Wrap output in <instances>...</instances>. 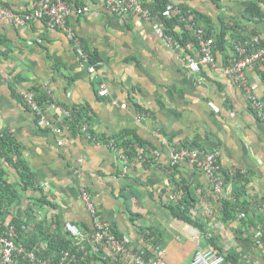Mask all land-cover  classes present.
I'll use <instances>...</instances> for the list:
<instances>
[{"label": "crops", "instance_id": "crops-1", "mask_svg": "<svg viewBox=\"0 0 264 264\" xmlns=\"http://www.w3.org/2000/svg\"><path fill=\"white\" fill-rule=\"evenodd\" d=\"M34 1L2 0L16 13L29 11ZM67 1L73 8L90 9L83 16L73 14L68 25L86 51L105 62L102 76L90 72L65 31L51 29L44 21L26 28L0 21V136L14 137L40 187L21 192L5 226L19 218L30 230L40 222L52 230L71 222L88 232L93 221L81 199L83 184L96 195L100 220L129 239L135 250H151L154 245L146 235L155 232L169 264H191L196 237L226 256L235 251L248 263L264 264L253 254L254 247L245 252L235 237L240 222L222 221V201L213 194L207 176L188 162L176 168L168 165L171 147L196 145L220 151L225 172L251 180L246 201L261 203L264 214V119L222 72L241 35L255 32L250 40L259 37L264 47V23L246 14L251 2L258 0H172L178 8L208 20L206 28L214 36L226 34L225 51H215L218 70L205 67L196 74L183 67L153 22L114 15L103 0ZM189 51L193 56L199 53L196 46ZM247 77L264 102V63L247 71ZM102 80L110 90L107 98L98 93ZM47 88L57 105L88 109L93 133L56 134L53 125L59 110H47L46 119H38L23 94L30 91L36 96ZM126 131L131 133L129 140L145 144L139 148L141 158L159 150L161 165L139 163L123 176L124 162L106 144ZM1 164L10 182H20L14 168L5 161ZM240 186L235 181L228 188L236 192ZM43 196L53 206L39 204ZM181 204L190 205L202 232L174 218L171 207ZM244 217L255 226L251 215Z\"/></svg>", "mask_w": 264, "mask_h": 264}, {"label": "built area", "instance_id": "built-area-1", "mask_svg": "<svg viewBox=\"0 0 264 264\" xmlns=\"http://www.w3.org/2000/svg\"><path fill=\"white\" fill-rule=\"evenodd\" d=\"M152 0H103V5L112 14L117 16H137L141 19L151 21L154 24L156 33L163 39L165 45L173 52L179 54V58L183 67L191 73H201L205 67L218 70L217 59L215 57V45L212 39H208L202 26H196V35L199 41V53L197 56L184 53L180 44H177L173 37L164 33L162 22L157 16L152 14L149 7ZM167 7L163 15L166 18H172L182 15V9L178 8L172 0H167ZM90 11L89 8H73L67 0H35L29 11L24 13H16L7 7L0 0V21H8L19 27L26 28L35 21H44L51 29H60L68 34L70 40L77 45V53L80 58L89 64L92 74L104 75L106 71L105 62L101 59L95 60L93 54L86 51L81 39L75 33L74 29L69 27L68 21L73 14L83 16ZM181 52V53H180ZM259 62L264 63V47L261 45V39L255 37L253 40H238L234 46V52L229 59V63L222 69V72L231 80H233L239 90L248 97L254 110L261 119H264V102L255 94L247 77V71L253 69ZM46 93L50 98V104L41 105L35 95L28 91L23 94L26 104L35 113L36 117L45 120L47 110H59V115L55 119L53 130L56 134L64 133L69 130V125H64L65 118L71 119L72 114L66 108L57 105L53 100L51 88L46 89ZM101 98H107L110 90L107 83L102 80L98 90ZM213 106V105H212ZM126 109V105H121ZM216 108V107H214ZM55 126V127H54ZM84 132H87L85 130ZM12 134V133H11ZM88 137L93 139L88 133ZM60 145L63 142H59ZM107 147L113 151L118 158L124 162L122 175L126 176L131 168L139 163L149 162L153 166L161 165L162 153L155 150L151 156L141 158L139 161H130L125 150L116 143V141L108 140ZM168 165L176 168L181 164L188 162L199 170H201L208 178L213 194L219 200L232 199L235 191L228 188L223 167L220 163V151H207L198 148L171 147L168 153ZM184 193H180V195ZM81 199L83 205L92 217V229L90 233L78 228L75 224L67 222L65 229L74 242V246L78 251L86 253L92 250L93 253L103 251V256H114L122 258L126 264H168L166 261L167 251L160 245L154 246L152 256L148 255L146 249L136 251L131 241L125 237L122 239L115 234L108 222L99 218L98 206L96 203V195L92 193L85 185H81ZM16 229L8 226L7 230L0 235V259L3 264H16L15 254L22 253L15 242ZM197 239V251L192 264H226V256L220 253L212 245L205 246L200 239ZM101 249V250H100ZM28 260L32 264H64L71 259L76 261L77 256L73 258L70 252L64 253L62 261L57 262V256L48 258H40L36 252L27 254Z\"/></svg>", "mask_w": 264, "mask_h": 264}, {"label": "trees", "instance_id": "trees-1", "mask_svg": "<svg viewBox=\"0 0 264 264\" xmlns=\"http://www.w3.org/2000/svg\"><path fill=\"white\" fill-rule=\"evenodd\" d=\"M258 2H261L262 5ZM167 4V0H152L149 7L152 14L157 16L162 22L165 35L173 37L175 42L181 45L184 53L190 54L189 49L191 46H199V41L196 35V26L199 25L203 27L207 38L213 40L215 51H225L227 45L226 34H221L218 37L214 36L212 32L206 28L208 20H206L203 16L189 12L186 9H182V15H177L172 18L164 17L163 13L166 10ZM246 14L247 16H250L251 20L264 23V0L251 2ZM200 22H202L203 25ZM177 28L181 29L180 32L177 31ZM251 34L246 36L241 35L238 40L242 39L248 41L251 39V36L255 35V32ZM36 96V99L41 105L47 106L50 104V98L47 93L37 94ZM64 108L70 111L72 117L71 119L65 118L63 120V124L69 125V130L72 133H83L85 130H90V133H93L90 129L91 115L88 109L80 107ZM130 136L131 133L126 131L120 135L112 137L110 140L116 141L119 147L125 150L130 161H139L141 160L139 148H144L145 144L140 142V140L138 144H135L133 141L129 140ZM184 147L202 149L196 145ZM2 161H5L9 166L17 171L20 182H10L7 178V171L1 166ZM224 175L226 182L229 185L236 181L242 186L237 189L232 199L221 200V205L224 210L222 221L226 225H231L234 222H240V227L238 226V228L234 230V233L235 237L240 243H242L243 247L249 248L257 245L258 241L264 243V214L260 213L263 206H261L262 204L258 202L249 203L246 201L247 185L251 183V180L239 173L233 176L231 173L224 172ZM37 188L40 187L36 186L35 174L29 164L22 157V148L11 135L5 134L0 136V235L7 230L8 226L15 227V242L18 248L23 251L22 253L17 252L15 254L16 264H32L27 258V254L31 252H36L40 258L57 256V262L59 263L62 261L64 253L66 252H70L72 258L77 256L76 261H71L70 259L64 264H126L122 258L118 259L114 256H103L102 251L100 253H93L92 250H89L86 253L78 251V249L73 245L74 242L68 235L65 225L64 227L58 225L55 230H52L51 227H47L45 226V223L40 222L35 224V227L30 230L27 223L22 222L19 218H15L11 224L5 226V218L20 199L21 192L28 191L30 189L36 190ZM40 203L53 206V204L49 202L45 196L39 200V204ZM189 204L191 205V203ZM190 205L181 204L178 207H171L173 216L174 218L179 219L202 232L201 224L194 217V215L191 214ZM239 214H244V216L246 214L251 215L255 226L251 227L250 222L247 221L243 215L240 216ZM251 229H254L255 232L250 233L249 231ZM87 230L88 233H90L91 230L93 231L92 227ZM114 232L122 239V236H120L115 230ZM156 237L157 234L155 232L146 235L148 242H152L154 246L159 244V240ZM257 237H259L258 241L256 240ZM211 239V243L218 246L216 240L214 238ZM146 250L148 255L152 256V251L148 249ZM226 264L253 263H248L244 259L243 254L234 251L227 256Z\"/></svg>", "mask_w": 264, "mask_h": 264}, {"label": "rangeland", "instance_id": "rangeland-1", "mask_svg": "<svg viewBox=\"0 0 264 264\" xmlns=\"http://www.w3.org/2000/svg\"><path fill=\"white\" fill-rule=\"evenodd\" d=\"M258 238L259 237L256 238L257 241H258ZM240 244L242 246V249L246 252V250H247L246 247H243L242 243H240ZM208 245H210V243ZM253 247L255 248V250L253 251V254L259 255V257H261V259L264 261V243H262L261 241H258L257 245L251 246V248H253Z\"/></svg>", "mask_w": 264, "mask_h": 264}, {"label": "clouds", "instance_id": "clouds-1", "mask_svg": "<svg viewBox=\"0 0 264 264\" xmlns=\"http://www.w3.org/2000/svg\"><path fill=\"white\" fill-rule=\"evenodd\" d=\"M203 244H205V246H209L208 245V243H205V242H203ZM161 246V245H160ZM163 247V246H162ZM164 248V247H163ZM196 254V253H195ZM223 255H225V254H223ZM226 256V255H225ZM226 258H227V256H226ZM167 261V260H166ZM168 263V262H167ZM169 264V263H168ZM192 264V263H191Z\"/></svg>", "mask_w": 264, "mask_h": 264}]
</instances>
